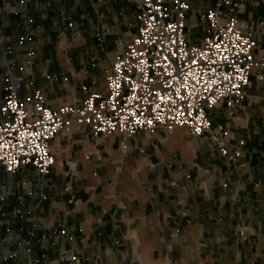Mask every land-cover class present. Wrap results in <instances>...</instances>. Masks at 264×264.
Here are the masks:
<instances>
[{
	"label": "crops",
	"instance_id": "0c3cea01",
	"mask_svg": "<svg viewBox=\"0 0 264 264\" xmlns=\"http://www.w3.org/2000/svg\"><path fill=\"white\" fill-rule=\"evenodd\" d=\"M195 1L187 25L197 20L198 5L217 2ZM229 1L238 5L235 18L256 31L254 54L264 53V0ZM3 2L8 10L0 13V36L12 47L7 54L14 61L12 73L23 78L19 98L30 94L31 81L51 108L103 94L119 44L137 32L138 10L131 0H28L26 17L32 22L26 32L35 52L28 68L23 52L14 48L16 36L25 32L23 16L13 11L18 0H0V6ZM44 2L49 4L38 9ZM3 65L0 58V99ZM53 72L66 80L44 77ZM207 114L212 132L223 129L230 151L237 152L233 159L219 155L211 134L196 137L182 127L131 137L114 132L97 141L87 127L71 128L51 140L54 161L47 176L39 177L32 166L12 175L0 169V184L34 178L26 188L15 186L8 200L12 207L18 196L36 205L43 227L63 220L73 240L59 243L77 254L75 264H264V80L253 70L232 115L223 104ZM147 162L155 165L148 168ZM20 223L11 218L13 229ZM243 226L248 231L240 236ZM28 228L23 222L19 236L27 238ZM57 254L33 239L30 255H44L36 264H68L58 262ZM24 260L19 250L0 264Z\"/></svg>",
	"mask_w": 264,
	"mask_h": 264
},
{
	"label": "built area",
	"instance_id": "2783aa9c",
	"mask_svg": "<svg viewBox=\"0 0 264 264\" xmlns=\"http://www.w3.org/2000/svg\"><path fill=\"white\" fill-rule=\"evenodd\" d=\"M136 9L137 32L129 42L119 44V53L110 64L105 76V92L91 93L73 104L56 108L47 106L41 90L29 82L30 94L19 98L23 85L21 75L12 73L14 61L7 57L12 47L0 36V58L4 70V95L0 99V169L12 175L24 166H32L36 175L47 176L53 165L49 151L51 140L63 129L79 130L87 127L90 137L97 141L114 132L134 136L152 134L158 129L185 128L192 136L211 134L221 157L233 159L237 152L230 151L225 142V132H212L207 111L223 104L232 115L234 107L243 97L249 76L264 80V53L254 54L256 31L248 30L233 15L236 3L217 0L211 6L195 8L197 20L186 30L191 0H131ZM49 3L44 2L38 9ZM225 5L226 10H222ZM8 10L7 2L0 6V13ZM23 16L25 32L16 36L14 48L23 52L27 67L35 60V52L26 17L28 0H18L13 10ZM72 22H68L71 26ZM22 65L17 70H22ZM49 81L66 80L62 73L44 76ZM32 78V77H31ZM86 89L84 85L81 86ZM144 158V150H140ZM147 167L155 164L147 162ZM33 177L18 183L0 184V259L16 258L18 251L25 253L22 264H36L42 259L30 255L33 239L55 247L56 260L75 264L77 254L60 240L71 242L63 220H55L50 227L41 226L34 213L35 206H27L18 196V205L11 206L8 196L15 186L26 188ZM7 186V187H6ZM40 199L46 193L39 191ZM19 217L17 229L11 218ZM23 222L29 225L27 238L19 236ZM248 231L243 226L238 234ZM16 248H13V245ZM47 264H51L48 262Z\"/></svg>",
	"mask_w": 264,
	"mask_h": 264
},
{
	"label": "rangeland",
	"instance_id": "374dc122",
	"mask_svg": "<svg viewBox=\"0 0 264 264\" xmlns=\"http://www.w3.org/2000/svg\"><path fill=\"white\" fill-rule=\"evenodd\" d=\"M206 3V0H204ZM203 0H196L195 2H204ZM188 25L186 26V30L190 31V37L193 39V31L190 29V21H188Z\"/></svg>",
	"mask_w": 264,
	"mask_h": 264
}]
</instances>
